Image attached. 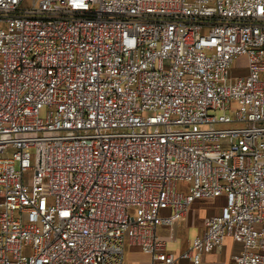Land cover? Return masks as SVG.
Listing matches in <instances>:
<instances>
[{"label": "built area", "instance_id": "built-area-1", "mask_svg": "<svg viewBox=\"0 0 264 264\" xmlns=\"http://www.w3.org/2000/svg\"><path fill=\"white\" fill-rule=\"evenodd\" d=\"M228 238L264 264V0H0V264H202Z\"/></svg>", "mask_w": 264, "mask_h": 264}, {"label": "rangeland", "instance_id": "rangeland-1", "mask_svg": "<svg viewBox=\"0 0 264 264\" xmlns=\"http://www.w3.org/2000/svg\"><path fill=\"white\" fill-rule=\"evenodd\" d=\"M247 65L246 57H239L235 63L232 65L229 74L232 77L240 76L244 72V67ZM45 110H42L40 113L41 118H45ZM230 114V112H227ZM218 115L222 114V112H217ZM185 186V183L179 184V190L182 191ZM210 203H217L220 205L222 200H210ZM209 202V201H207ZM202 203H195L192 205L196 207L201 205ZM219 209L214 208L210 205L200 206L195 209L193 213V218L191 216V212L185 214L179 221H177L171 227H160L157 229V234L161 240L166 242L167 251L173 252L174 254H179L185 249H187L193 242L196 236L200 235V221L203 220L207 214L210 212L216 213ZM188 216H191L192 220L188 221ZM232 251V246L227 245L226 248L220 250L212 259L202 264H225L226 258L229 253ZM149 256L142 252L141 248L135 245L126 244L125 247V263L124 264H148ZM187 263L183 261L182 264Z\"/></svg>", "mask_w": 264, "mask_h": 264}, {"label": "crops", "instance_id": "crops-1", "mask_svg": "<svg viewBox=\"0 0 264 264\" xmlns=\"http://www.w3.org/2000/svg\"><path fill=\"white\" fill-rule=\"evenodd\" d=\"M218 200H222V203L220 205H217V203H210L211 201H209V202H207V201H197L195 203H199L200 202L202 204L192 208V205L195 204V203H193L189 207V209L187 210L186 214L189 213V212H191V216L193 218V213H194L195 209L198 208V207H200V206H205V205H210V206H212L214 208H218L219 209L216 213H214V212H211L210 213L209 212L206 217L211 216V215L218 214L220 212L222 206L224 205V198L221 197V198L216 199L215 201H218ZM191 216H188V219L190 218L188 221L192 220ZM205 218L200 221V223H201L200 224L201 232L203 230V226H204L203 223H204ZM230 244L232 246V251L229 253L228 257L225 259L226 260L225 264H233L232 258H233V256L236 253H238V251L240 250L241 246H240V244H238L235 241H233L231 238L226 239V241L224 242V245H223V247L221 249H219L217 251H213L211 253L204 254L203 255V258H202V262L204 261L205 263H208L212 259L213 256H215L220 250L226 248V246L227 245H230Z\"/></svg>", "mask_w": 264, "mask_h": 264}]
</instances>
